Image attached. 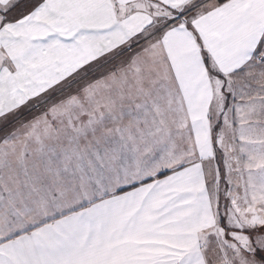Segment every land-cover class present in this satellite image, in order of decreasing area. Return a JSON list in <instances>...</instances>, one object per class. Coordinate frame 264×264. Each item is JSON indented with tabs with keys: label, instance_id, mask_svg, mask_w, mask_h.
<instances>
[{
	"label": "snow or ice",
	"instance_id": "obj_1",
	"mask_svg": "<svg viewBox=\"0 0 264 264\" xmlns=\"http://www.w3.org/2000/svg\"><path fill=\"white\" fill-rule=\"evenodd\" d=\"M0 264H264V0H0Z\"/></svg>",
	"mask_w": 264,
	"mask_h": 264
}]
</instances>
